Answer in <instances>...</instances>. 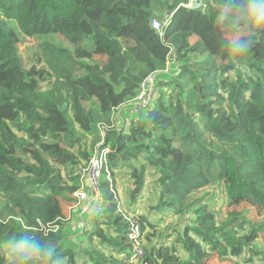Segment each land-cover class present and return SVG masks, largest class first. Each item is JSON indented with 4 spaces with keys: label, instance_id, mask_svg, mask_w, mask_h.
Wrapping results in <instances>:
<instances>
[{
    "label": "trees",
    "instance_id": "16d2710c",
    "mask_svg": "<svg viewBox=\"0 0 264 264\" xmlns=\"http://www.w3.org/2000/svg\"><path fill=\"white\" fill-rule=\"evenodd\" d=\"M189 1L0 0V249L18 232L43 230L72 264H216L244 255L264 264L256 243L264 220L253 224L245 210L220 220L226 203L264 211V35L233 58L213 25L214 0L197 9ZM29 39L40 52L26 68L20 44ZM155 72L153 102L137 116L131 100ZM95 148L110 152L99 200L86 212L93 227L76 252L63 231L65 208L87 189L81 171ZM125 169L134 184L128 207L116 182ZM150 177L159 202L143 214Z\"/></svg>",
    "mask_w": 264,
    "mask_h": 264
},
{
    "label": "clouds",
    "instance_id": "9594fccd",
    "mask_svg": "<svg viewBox=\"0 0 264 264\" xmlns=\"http://www.w3.org/2000/svg\"><path fill=\"white\" fill-rule=\"evenodd\" d=\"M212 20L225 34L229 54L243 57L264 35V0H214ZM0 257L3 264H64L56 240L43 230L14 234L6 249H0Z\"/></svg>",
    "mask_w": 264,
    "mask_h": 264
},
{
    "label": "rangeland",
    "instance_id": "374dc122",
    "mask_svg": "<svg viewBox=\"0 0 264 264\" xmlns=\"http://www.w3.org/2000/svg\"><path fill=\"white\" fill-rule=\"evenodd\" d=\"M50 41H53L57 43V41H62L63 44H66L67 46H71V44L67 41V43L63 40L61 37H49L47 38ZM197 38L193 37V41H196ZM21 48V53L23 55L24 61H25V66L26 68H30L36 63V53L40 52V49L37 45L36 40L29 39L24 43L20 44ZM219 60V59H218ZM169 69L167 68L166 71ZM127 116L130 119H134V114L131 112L127 113ZM127 121V120H126ZM128 122V121H127ZM127 124L126 126H128ZM91 139H88V144ZM100 143L99 145H101ZM96 153V148L92 154V157ZM151 182L148 184L146 187L145 191L142 194V197L138 201V204L132 205L133 207L138 205V208H140V212L143 214H148L153 206H156L157 203L159 202V189L157 190V184L154 182V179L150 177L149 179ZM117 188L120 190V200H122V206L128 207L131 205L132 202V196L131 192L134 189V184H133V178L131 177V171L129 170H120L117 172ZM154 184V185H153ZM211 188V187H208ZM208 188H205L202 192H205ZM218 191L220 200L223 201L222 197V192ZM86 201L83 202V206L81 209L79 208L80 202H76L73 205H69L65 208L66 212V217H67V224L64 226V233L66 236V242L67 246L70 247L73 251H78V247H85L86 242H87V235H83L85 232L90 231L93 227V222L91 220V217H87L86 212L87 209L92 205L93 202L98 201L99 199H96L95 197H89L85 199ZM219 202V199H218ZM222 205L223 203H219ZM132 207V208H133ZM98 208L101 209L100 206ZM231 210H237V211H249L250 215H252V221L253 224L258 225L260 222L264 220V211L261 208H258L255 205H252L248 201H239L237 203H231V204H224L222 206V209L220 210V220L224 221L228 217L229 211ZM151 214V212H150ZM161 216L164 217L162 214H156V215H151V219L153 221L158 220ZM78 217L82 219V223L78 222ZM168 216L165 217V221L171 223V225H175L177 227H182L183 226V219H178L176 216H171L167 219ZM167 219V220H166ZM165 223V222H164ZM250 227H247L246 231H249L248 229ZM81 237H83L81 239ZM258 245L263 246L264 245V240H258L256 241ZM264 247V246H263ZM246 257L247 255L242 256L240 259L236 258H231L232 260L229 261V259L225 260V262L220 261V260H215L216 264H247L246 262ZM76 264H83L84 259L82 258H75ZM259 263V260H256V264ZM64 264H72L70 262L69 258L64 261ZM74 264V263H73Z\"/></svg>",
    "mask_w": 264,
    "mask_h": 264
},
{
    "label": "built area",
    "instance_id": "2783aa9c",
    "mask_svg": "<svg viewBox=\"0 0 264 264\" xmlns=\"http://www.w3.org/2000/svg\"><path fill=\"white\" fill-rule=\"evenodd\" d=\"M152 26L161 31L163 29V24L158 19L152 20ZM167 72V71H166ZM158 88V77L157 73H151L146 79L141 83L138 88L137 94L133 100H131V109L132 112L137 116L142 115L144 110L147 109L153 102L154 96ZM116 109L121 110V107L118 106ZM110 152V149L99 150L96 149V153L91 157L88 165L82 169L81 175L83 183L87 187H82L81 190H78L75 193V196L78 198L80 203L86 201L85 199L89 198V192H93V197L99 199L100 192L102 189V167L107 163L106 155ZM131 232L130 239L135 243L134 251L135 253L142 257L144 251L141 245L140 239V229L136 220L131 219Z\"/></svg>",
    "mask_w": 264,
    "mask_h": 264
},
{
    "label": "water",
    "instance_id": "95a60500",
    "mask_svg": "<svg viewBox=\"0 0 264 264\" xmlns=\"http://www.w3.org/2000/svg\"><path fill=\"white\" fill-rule=\"evenodd\" d=\"M204 6V0H190L188 7L192 9L201 8Z\"/></svg>",
    "mask_w": 264,
    "mask_h": 264
}]
</instances>
